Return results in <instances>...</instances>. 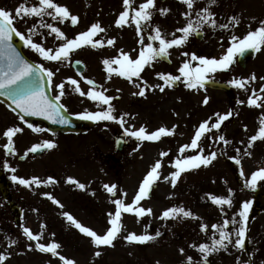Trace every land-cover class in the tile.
I'll use <instances>...</instances> for the list:
<instances>
[{
    "label": "rangeland",
    "instance_id": "rangeland-1",
    "mask_svg": "<svg viewBox=\"0 0 264 264\" xmlns=\"http://www.w3.org/2000/svg\"><path fill=\"white\" fill-rule=\"evenodd\" d=\"M36 2L37 0H30V3ZM56 2L67 6L72 14L79 17L78 25L73 29L68 28L70 21L60 23L50 17H44L46 22L60 27L67 38H74L97 21L106 31L94 37L103 40L104 46L97 48L83 46L72 52L68 61H45L39 55L36 56L40 64L55 72L53 87L50 88L53 97L59 92L55 85L63 82L65 95L60 103L64 104L69 112L105 110L106 105L98 104L86 95L81 96L68 80V78L77 80L79 87L87 93L93 87L86 83L85 79L91 78L100 86L95 90L106 89L105 95L119 97L111 103L115 108V115L129 114L125 117L124 127L139 129L144 126L149 132L161 126L169 129L176 127L172 136H164L154 142H140L124 136L123 128L115 121H95L93 127L84 133H53L49 132L43 123L21 120L16 113L0 102V186L7 199V203L0 201V253L9 257L4 264H62L58 257L37 250L35 248L37 241H30L23 233L22 226L29 228L34 234H40V243H59L60 254L74 260L76 264H188V256L193 257V264H200L201 254L197 248L190 245L210 244L213 235L212 224H222L225 218L231 219L234 215L239 219L237 214L242 202L250 200L253 204L256 202L254 200L256 190L264 192V181L259 182L255 190L245 186L246 179L253 171L264 168V141L255 142L250 149L251 156L244 152L249 137L256 134L259 127L258 119L264 112V100L259 101L262 105L260 108L249 107L247 104L248 97L252 95L251 89L255 88L259 93L261 86H264V81L259 79L260 76H264V66L257 68L251 66L242 73L233 69L229 73L217 71L209 74V78L213 74L219 75L223 82L233 87L229 83L230 80L239 79L240 76L247 78L254 73L257 80L246 85L247 91L236 87L231 88L228 93L206 88L197 91L186 88L182 78L175 87L166 86L163 92L158 88H148L143 97L133 95L139 91L135 84L143 86L142 81L133 78L134 84L117 75L109 79L105 75V66L102 63L104 59L117 57L121 49L135 59L142 47L134 23L124 27L115 25L119 13L124 10L123 0H56ZM143 2L144 0H134L133 6L138 7ZM20 4V0H0V7L11 10L13 14ZM208 5L209 0H196L192 18H196V11ZM234 5L235 3H230V0H217L215 5L210 6L211 11L215 13L217 25L225 23ZM156 7L168 8L170 12L167 15L154 12L152 24L159 25L163 33L169 34L167 36L169 39L172 38V33L180 36L181 33L176 32V29L187 23L186 17L182 15L187 11L185 4L181 3V0H156ZM37 19L24 17L17 20L15 26L27 34V29L37 23ZM220 29L218 26L213 28L204 25L201 40L196 39L193 34L185 45L170 49L171 63L167 65L160 59L157 60L153 66L146 67L141 73L143 80L149 85H157L163 81L156 73L179 75V67L185 60L190 59L189 56L183 55L185 52L219 58L224 54L223 43L217 35ZM38 31L44 34L43 37L37 35L33 39L45 45V48L55 49L62 42L56 39L55 34L48 35V29ZM150 31V28L143 30L145 45L149 42ZM111 38H115V43L109 46L106 41ZM74 58L81 59L85 64L82 76L77 75L70 67V62ZM197 64V61H192L193 66ZM57 69L59 70L56 71ZM118 89L120 91H117ZM259 94L264 97V93ZM205 96L209 97L207 105L202 102ZM239 101L244 103L241 104ZM229 111H232L233 115L223 122L221 129L219 131L212 129L199 142V148L204 149L205 155L212 151L217 152L216 160L208 167L201 166L185 171L175 187L170 180H164V176H169L176 170L171 166V162L180 155V147L191 142L199 124L209 117L212 118L210 123H214L215 113L225 114ZM28 123L44 131L35 132L28 128ZM9 127L23 129V132L13 137L15 155L6 154L3 147L7 143L3 133ZM221 134L231 143L224 145L223 142H216V138ZM120 135L124 136L127 144L121 151H116L114 137ZM44 140H52L56 147L38 158L29 153L25 160H17V157L24 155L33 144L42 143ZM199 148L186 150L183 155H195ZM237 148L240 149L239 153L236 152ZM161 152L169 154L161 158ZM229 157H238L241 164L237 165ZM158 159L162 160L161 179L153 186L149 197L141 201L143 207L153 210L152 214L143 216L139 222L134 214H122L123 228L114 240L113 246H95L90 237L81 233L63 215L64 212H68L84 226L92 228L98 234H104L110 227L108 213L115 212L112 201L120 198L124 199L125 203H131L139 184ZM5 161L16 169L15 173L3 167ZM241 167L244 177L240 175ZM12 175L25 179L38 177L42 181L53 177L57 182L25 187L12 181ZM68 177L83 183L85 188H79L77 183H68ZM104 184L117 185L116 195L108 193L103 187ZM229 187L233 190V205L230 208L224 206L226 213L224 215L220 207L214 205L206 194L227 196ZM44 193H50L63 207L53 203ZM122 193H126V196ZM257 202L264 204V198ZM173 206H183L202 219L180 216L174 219H161L162 212ZM202 223L209 225L206 232L201 231ZM251 225L253 223L247 225L249 235ZM234 227L236 225L230 224L228 231L232 232ZM157 230L161 235L145 244L129 243L124 239L130 232L154 235ZM216 238H219L218 233ZM11 240H16L17 243L12 245ZM29 245L32 247L29 248ZM181 248L184 249L183 254L180 252ZM96 251L101 252L99 257L94 255ZM237 258L240 261H248L249 264L254 262L236 247L232 249V245H229L227 251L220 250L211 254L208 259L209 264H238Z\"/></svg>",
    "mask_w": 264,
    "mask_h": 264
},
{
    "label": "snow or ice",
    "instance_id": "snow-or-ice-1",
    "mask_svg": "<svg viewBox=\"0 0 264 264\" xmlns=\"http://www.w3.org/2000/svg\"><path fill=\"white\" fill-rule=\"evenodd\" d=\"M134 0H123L124 10L119 13L118 18L115 21L117 27H124L129 23H134L138 36H140L139 43L142 47L135 59L131 58L130 54L123 51L119 52L117 57L111 59H104L102 61L105 66V71L108 73V78L111 79L112 74L119 77L126 78L129 82L135 84L133 78H137L142 81L141 84H135L139 91L133 93V95H139L143 97L145 91L148 88H158L160 92L165 90V87H172L183 78V83L186 88L194 89L199 91L205 88L206 82L209 79V74L217 71H227L235 62L236 57L243 56L247 51L253 50L256 52L261 51L264 46V20L260 21V26L255 30H250L242 38L233 35L231 36L230 46L226 49V52L220 56L208 57L203 55H196L195 53H183L184 56H189V60H185L179 67V75H173L171 73H156L157 77L163 81L162 84L149 85L147 81L143 80L141 73L146 67L153 66L154 62L159 59H168L170 56L169 50L173 47H181L186 44L189 37L193 34L202 35V28L204 25L211 26L213 28L220 27L222 29H228L230 27H236L240 24L238 16L229 17L228 23L217 25L215 19V13L211 11V5H215L217 0H209V5L203 7L199 11L195 12V19H193V9L196 0H181V3L185 4L187 11L182 13L187 19L185 26L176 29V32L181 33L180 36H176L175 33L171 34V39L167 38L169 34L163 33L159 25H153L152 19L154 12L158 11L161 15H167L170 12L168 8H157L156 0H144L138 7L133 6ZM50 17L53 21H59L64 23L70 21L75 26L79 21V17L70 12L67 6L60 5L56 0H37L36 3H30V0H25L16 9L15 14L9 9L0 7V95H7L11 98L12 103L15 107L12 109L14 112L19 110L20 119L24 120L26 116H42L53 123L69 124L71 121L65 114L67 109L60 103L61 98L65 95V83L55 85V88L59 90L58 94L54 98H49V95L44 87V81L47 80L48 87H53V77L55 72L52 69L45 68L43 64L33 65L30 63L20 52L17 51L13 44V36L18 37L23 44L37 53L45 61H56L64 62L68 61L70 54L83 46L90 45L92 48L98 46H104V41L100 39H94L99 33L105 32L106 30L97 21L90 25V27L83 32L78 33L74 38H67L66 34L61 30L60 27L55 26L52 23H48L44 20V17ZM24 17H35L37 23L33 24L31 28L27 29V34L21 32L15 26L17 20H22ZM151 29L148 34V43L145 45L144 37L142 35L144 29ZM38 29H48V35L55 34L56 39L62 41L59 46L55 49L45 48L42 43L37 42L33 39L34 36L43 37V33L39 32ZM158 42V43H157ZM107 45L112 46L115 43V38L108 39ZM192 61H197L196 66L192 65ZM80 63V61H77ZM116 65L117 67H113ZM57 69L56 71H58ZM261 81H264V76L259 77ZM70 83L75 86V91L81 96H87L90 100L97 102L98 104L106 105L107 108L101 111L91 112L85 110L84 112L77 113L79 119L89 121H115L121 125L124 130V136L135 138L137 141H158L164 136H172L175 132V127L172 129L161 126L158 129L149 132L146 127L141 126L139 129L124 127L126 121L125 117L128 113H123L119 116L115 115V108L112 105L114 99L119 97H113L105 95L107 91H97L95 88L100 86L96 85L95 81L87 79L86 82L93 85V88L85 93L80 87L77 80L68 78ZM257 80V76L253 73L247 78L237 79L233 78L229 81L231 85L238 89H245L246 85L251 84ZM117 91H120L119 89ZM252 95L247 99L249 107L255 106L257 108L262 107L259 101L264 100L259 93H264V86H261L259 93L257 89H251ZM203 104L209 103V97L205 96ZM243 104L244 101H239ZM63 109V111H62ZM216 120L214 123H210L211 117L204 120L196 128L194 136L189 144H184L180 147V155L171 162V166L176 170L171 172L169 176H164V180H170L173 187L178 183L181 174L185 171L197 169L201 166L208 167L217 158V152L212 151L209 154H204V149L199 148V142L206 133L212 129L220 130L221 125L224 121L228 120L233 112L229 111L225 114L215 113ZM26 122V121H25ZM27 123V122H26ZM259 127L256 134L252 135L248 139L247 146L244 149L246 155L251 156L250 149L253 148L255 142L258 140L264 141V112L261 113L258 119ZM28 128L35 132H42L44 129L39 127H33L31 123L27 124ZM247 131V125L244 126ZM23 132L20 127H9L3 133L7 138V143L3 145L6 154L15 155L16 149L14 145L13 137ZM123 137L117 140V144L122 142ZM216 142H223L224 145H228L231 141L227 140L224 135H219L216 138ZM241 143H244L241 141ZM56 144L52 140H44L42 143L33 144L21 159L25 158L29 153H36L42 149L55 148ZM199 148V152L195 155L184 156L186 150H196ZM236 152L239 153L240 149L237 148ZM168 152H161V158L168 156ZM237 165L241 164V160L238 157H229ZM5 169L15 173L16 169L10 167L7 161L3 163ZM162 168V160L158 159L150 167L143 180L139 184L138 191L134 196L131 203H125L124 199H114L112 203L115 205V212H109V225L104 234H98L95 230L90 227L84 226L80 221L74 218L70 213L64 212L63 215L67 220L73 224L81 233L91 238V242L97 246H113L114 240L117 239L120 234L122 225V214L130 213L134 214L139 219L145 215H151L153 210L151 208H145L141 205V201L148 198L153 186L161 179L160 169ZM241 177H244V171L240 169ZM12 181L18 182L25 187H31L32 185L39 186L40 184H53L57 181L53 177H48L47 180L42 181L38 177H31L25 179L16 175L11 176ZM264 181V168H259L253 171L245 181V186L255 190L259 182ZM68 183H77L81 189L85 188L83 183L75 181L74 178L68 177ZM104 189L111 195H116L117 185L104 184ZM233 190L228 188V195H214L211 193L206 196L211 202L220 207L222 214L224 212V206L232 207ZM53 203L59 207H63L59 200H56L50 193H44ZM126 196V193H122ZM252 201H243L241 204L240 211L238 212L239 220L236 215L231 219L225 218L222 224L214 223L211 225L213 235L211 243H200L198 246L193 244L191 247L197 248L201 254L200 264H209V256L220 250L227 251L229 245L243 250L247 239V225L249 219V212ZM191 218V219H202L201 217L194 214L191 210H186L183 206H173L165 209L161 214V219H174L176 217ZM239 225L234 227L233 231H228L229 225ZM42 227H44L42 225ZM201 231L206 232L209 225L206 223L201 224ZM23 233L27 236L30 241H37L35 248L42 253H50L53 257H58L62 264H76L74 260L68 259L61 255L58 249L61 245L57 242H51L48 244L40 243V234H34L29 228L23 227ZM218 233V237L216 235ZM54 235V234H53ZM161 235L160 231L157 230L154 235L152 234H137L135 232L128 233L124 239L129 243L145 244L149 241L156 239ZM233 236L235 239H233ZM16 240H11V244H16ZM32 246L29 245V248ZM180 252L183 254L184 249L181 248ZM95 256L101 255L100 251L94 253ZM8 255L0 253V264L8 259ZM188 264H193V257H187ZM238 264H249L248 261H240L237 258Z\"/></svg>",
    "mask_w": 264,
    "mask_h": 264
},
{
    "label": "flooded vegetation",
    "instance_id": "flooded-vegetation-1",
    "mask_svg": "<svg viewBox=\"0 0 264 264\" xmlns=\"http://www.w3.org/2000/svg\"><path fill=\"white\" fill-rule=\"evenodd\" d=\"M24 2L25 0H20V3ZM230 3H235V5L231 7V13L227 16L225 23H228L229 17L238 16L240 19V24L236 27H230L228 29L221 28L217 33V35H219L220 41L223 43L224 53L230 46L231 36L236 35L242 38L247 34L248 31L255 30L257 27H259L260 21L264 20V0H230ZM75 26L69 22L68 28L73 29ZM21 49L27 58L31 60L38 58H36L38 54L26 47L24 44H22ZM251 51L253 52V56L246 60L245 67L241 68L237 65L236 62L238 57H236L235 62L230 67V69L224 72L229 73L232 72L233 69L245 71L251 66H255L256 68L257 66H264V46H262L261 51L259 52L253 50ZM105 74L108 76L107 72H105ZM242 78L243 77L241 76L239 77V79ZM212 79L219 80L221 78L219 75L213 74ZM232 89H234V86ZM259 190L260 189L256 191L254 198L256 202L251 204L249 212L248 224L253 223V225L250 227V235L247 231L245 248L243 250L240 249L244 256L254 260L252 264H264V204L257 202L259 199L264 198V194L260 193Z\"/></svg>",
    "mask_w": 264,
    "mask_h": 264
},
{
    "label": "water",
    "instance_id": "water-1",
    "mask_svg": "<svg viewBox=\"0 0 264 264\" xmlns=\"http://www.w3.org/2000/svg\"><path fill=\"white\" fill-rule=\"evenodd\" d=\"M201 36L202 35H196V37H198V38H201ZM13 44L15 45L17 51L20 52V44H21V42H19V41L15 42V35L13 36ZM20 54H21V52H20ZM72 66L77 71H81L83 69V66L80 63H77V62H73ZM205 86H208V87H211V88H216V89H222V90H227L228 89V87L225 84L212 82V81H207ZM44 87H45V90L47 91V93L49 95V98H51L50 93H49V89H48V85H47V80L44 81ZM0 91H4V90H0ZM0 100H2L4 103H6L8 106H10L12 109L15 107V105L12 103L11 98H9L6 94L5 95H0ZM62 111H63V109H62ZM17 112H19V110H17ZM65 114L67 115V118L71 121V123H69V124L53 123L51 120H48V119H46L45 117H42V116H26L25 115V118L30 119V120L31 119L43 120L45 123H47L49 129H51V130H60L62 132L79 131V130H83L84 128L89 127L91 125V122L88 121V120H82V119H79L76 116H70L67 113H65ZM21 115H23V114H21ZM117 140H116V149L120 150L122 145H123V142L117 144ZM43 150H45V149H42V150L36 152L35 154H40Z\"/></svg>",
    "mask_w": 264,
    "mask_h": 264
}]
</instances>
